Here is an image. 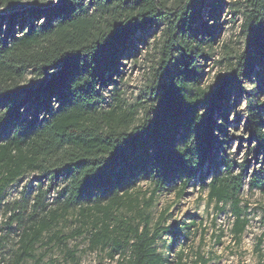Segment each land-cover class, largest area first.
<instances>
[{
    "label": "trees",
    "instance_id": "1",
    "mask_svg": "<svg viewBox=\"0 0 264 264\" xmlns=\"http://www.w3.org/2000/svg\"><path fill=\"white\" fill-rule=\"evenodd\" d=\"M226 5L0 0V264L40 262V246L68 248L81 238L116 264H165L157 246L172 215L166 208L154 216L156 201H179L196 181L218 211L231 206L241 240V196L264 191V0L228 5L241 18L243 47H225L226 71L204 87L202 64L221 36L208 20ZM162 25L150 102L129 107L117 95L105 103L132 39ZM242 100L245 155L235 160L229 118ZM30 174L38 178L34 198L6 202ZM66 252L77 260L76 250Z\"/></svg>",
    "mask_w": 264,
    "mask_h": 264
},
{
    "label": "rangeland",
    "instance_id": "2",
    "mask_svg": "<svg viewBox=\"0 0 264 264\" xmlns=\"http://www.w3.org/2000/svg\"><path fill=\"white\" fill-rule=\"evenodd\" d=\"M234 1L226 0L227 5L219 17H212L211 26L221 27L220 43L215 47L209 60L203 65L202 85L213 86L217 75L226 71V49L239 51L243 47V38L240 35L239 24L241 18L233 20L228 5ZM30 5V4H29ZM208 12L204 15L207 18ZM6 23L3 32L6 30ZM164 25L139 32L131 41L129 52L124 54L120 64L119 74L115 77L116 83L105 91V103H110L119 95L129 107H139L150 102V94L155 79L159 61V43L161 42ZM227 47V48H225ZM30 79V75L27 77ZM115 89L114 91H112ZM247 89L251 85L247 84ZM140 105V106H141ZM146 105V104H145ZM244 102L240 101L237 113H231L229 118L230 137L232 139L228 154L235 160H243L245 144H241L243 136ZM142 111V110H140ZM142 116L139 112L138 117ZM209 180V178H207ZM46 185V184H45ZM144 185V184H142ZM146 185H144V189ZM38 189V178L35 174L27 175L20 183L14 185L5 195L6 202L19 200L22 197L34 198ZM54 192H50L47 201L52 202ZM240 207H248L244 216L248 225L240 241L232 234L234 217L232 208L227 205L218 211L215 203L209 202L207 192H202L200 183L196 181L185 196L177 201L175 195H163L155 204L154 216L162 210L169 208L172 215L168 225L172 229L158 243L157 250L163 256L165 264H264V191L249 192L245 188L241 196ZM5 218L0 212V231H3ZM72 221V220H71ZM195 222L193 225L192 223ZM68 230V229H67ZM7 259L13 255L14 248ZM67 250H76V261H73ZM37 255H44L40 262L29 260L23 264H116L103 259V255L91 253L87 249L84 238L70 242L68 248L54 246L47 249L40 246Z\"/></svg>",
    "mask_w": 264,
    "mask_h": 264
}]
</instances>
